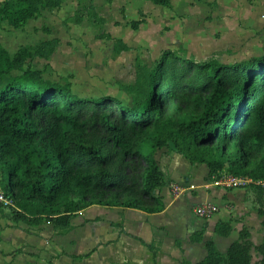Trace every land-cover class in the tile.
<instances>
[{"label": "trees", "instance_id": "obj_1", "mask_svg": "<svg viewBox=\"0 0 264 264\" xmlns=\"http://www.w3.org/2000/svg\"><path fill=\"white\" fill-rule=\"evenodd\" d=\"M62 3L5 0L0 15L19 28L42 9ZM93 17L105 22L97 12ZM140 23L133 20L131 26L137 29ZM58 44L57 38L45 40L36 48L21 47L14 56L0 47V77L22 71L0 89V190L9 200L0 201V210L8 209L5 215L16 223H51L68 231L73 218L92 205L162 212L160 191L171 181L156 154L167 147L191 164H206L214 180L226 172L251 179L264 229V54L230 65L216 59L196 63L165 50L153 67H137L134 83L121 85L134 99L125 108L109 96L82 100L69 87L44 79L41 70L24 68L29 58H49ZM129 49L121 39L114 45L116 54ZM184 97L191 112L166 117L165 110ZM87 103L95 107L91 124L81 117ZM111 105L116 116L109 112ZM204 230L191 240L203 241ZM216 232L228 236L232 226L221 221ZM205 246L207 256L195 264H252L253 250L262 256L257 264H264V238L255 245L247 228L226 253L212 240Z\"/></svg>", "mask_w": 264, "mask_h": 264}, {"label": "rangeland", "instance_id": "obj_2", "mask_svg": "<svg viewBox=\"0 0 264 264\" xmlns=\"http://www.w3.org/2000/svg\"><path fill=\"white\" fill-rule=\"evenodd\" d=\"M4 1L0 0V7ZM214 2L173 0L170 7H165L149 0H94L92 8L90 0H63L59 8L42 9L19 28L7 16L0 15V47L14 56L21 47L36 48L45 40L57 38L59 44L49 58H29L24 68L41 70L44 79L69 87L82 100L109 96L130 108L133 96L121 85L134 83L137 67H153L165 50H173L180 58L196 63L216 59L230 65L264 54V29L245 31L233 18H213ZM95 12L105 18L104 23L95 21ZM77 18L82 19L80 23ZM133 20L141 21L137 29L131 26ZM119 39L130 49L116 54L114 45ZM20 74L21 70H14L9 76L0 77V89ZM188 101L185 97L175 100L164 114L174 119L177 114L190 113ZM94 108L87 103L82 110L81 117L89 124L94 119ZM98 110L100 113L105 109ZM109 112L116 116L117 107L111 105ZM86 233L81 230L75 236L83 238ZM43 235L49 238V228ZM11 237L19 239L17 235ZM63 240L58 237L52 245H65Z\"/></svg>", "mask_w": 264, "mask_h": 264}, {"label": "crops", "instance_id": "obj_3", "mask_svg": "<svg viewBox=\"0 0 264 264\" xmlns=\"http://www.w3.org/2000/svg\"><path fill=\"white\" fill-rule=\"evenodd\" d=\"M212 14L219 20L233 18L245 31L264 29V0H215ZM156 158L164 177L171 184L183 185L179 193L170 185L161 189L165 204L162 212L92 205L73 218L70 230L59 231L51 223L29 226L13 222L5 215L9 213L5 208L0 210V264H181L183 260L195 264L207 256L206 241L212 240L226 253L243 228L248 229L255 245L263 242V217L257 211L251 182L236 188L220 185L209 176L206 164H191L167 147L159 150ZM206 203L216 205L218 211L202 219L194 210ZM93 209L99 212L90 214ZM221 221L231 224L230 235L216 232ZM47 228L51 235L45 239L43 232ZM203 229V241H192L191 235ZM81 230L88 234L83 238L75 236ZM58 237H64L65 245H52ZM149 245L154 246L153 251ZM45 251L49 254H44ZM91 251L87 257H73ZM252 256V264L262 257L255 250Z\"/></svg>", "mask_w": 264, "mask_h": 264}, {"label": "built area", "instance_id": "obj_4", "mask_svg": "<svg viewBox=\"0 0 264 264\" xmlns=\"http://www.w3.org/2000/svg\"><path fill=\"white\" fill-rule=\"evenodd\" d=\"M214 181L220 185H224V186L232 187V188L245 186L249 182H252V180L249 178L238 177L232 174H229L227 176L223 174L220 178L215 179ZM261 185L264 186V182H261ZM171 187L173 191L176 193H179L183 190V185L178 184V183H172ZM0 201L5 204L9 203V200L3 195L1 190H0ZM217 211H218V207L216 205L211 204V203H206V204L197 206L194 210V213L196 216L202 219H207L211 217L212 215H214Z\"/></svg>", "mask_w": 264, "mask_h": 264}]
</instances>
